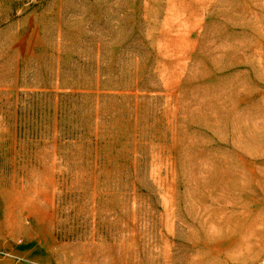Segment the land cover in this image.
<instances>
[{
    "label": "rangeland",
    "instance_id": "374dc122",
    "mask_svg": "<svg viewBox=\"0 0 264 264\" xmlns=\"http://www.w3.org/2000/svg\"><path fill=\"white\" fill-rule=\"evenodd\" d=\"M0 264H264V0H0Z\"/></svg>",
    "mask_w": 264,
    "mask_h": 264
}]
</instances>
